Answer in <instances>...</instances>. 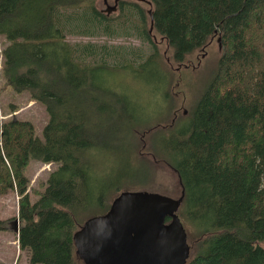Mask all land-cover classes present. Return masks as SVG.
<instances>
[{"label":"trees","instance_id":"16d2710c","mask_svg":"<svg viewBox=\"0 0 264 264\" xmlns=\"http://www.w3.org/2000/svg\"><path fill=\"white\" fill-rule=\"evenodd\" d=\"M102 3L0 0L5 82L49 114L42 135L29 119L0 117V194H19L20 248L31 264H84L74 232L138 187L136 163L150 144L184 190L186 264H264V0H118L111 14ZM91 34L147 45L68 38ZM215 40V71L195 93L183 70ZM137 80L161 87L166 115L184 105L188 113L139 126ZM187 92L197 95L191 108ZM31 159L57 165L41 188L26 174Z\"/></svg>","mask_w":264,"mask_h":264},{"label":"rangeland","instance_id":"374dc122","mask_svg":"<svg viewBox=\"0 0 264 264\" xmlns=\"http://www.w3.org/2000/svg\"><path fill=\"white\" fill-rule=\"evenodd\" d=\"M108 3L101 4L104 12H107V7L109 5H114V0H107ZM116 10L111 11L108 14L116 12ZM75 35L69 36L71 41L79 42H89L96 41L99 43L108 42L114 44H122L125 46H145L146 43H142L135 37H124L122 35L115 36H104V35ZM92 36V37H90ZM4 37L0 35V48H2V41ZM159 40V38H157ZM142 43V44H141ZM213 47V52L203 57L204 60L195 68H186L183 70V81L186 83H192L195 93L200 92L201 85L206 84L211 74L214 73V68L216 67L215 62L218 60L219 53L218 47L219 43L217 40L211 45ZM206 50V49H204ZM197 55H190V61H194ZM188 61V59H187ZM2 63L3 56L0 57V117L1 119H6L11 116H17L21 119L31 120L36 127V132L42 135V129L47 120L49 119V114L44 106L39 101L31 99L27 91L17 92L12 89V87L5 82L4 76L2 74ZM168 64V67H179L181 64L179 61L174 60V62ZM179 69V68H176ZM174 71V69H172ZM173 73V72H172ZM153 84L144 83L142 80L136 81V87H138V97L146 100V104L142 107L145 113L142 116H136V121L139 126H144L157 118H161L166 115L164 113V103L162 97L160 96L161 87H156L158 91L155 93L152 90ZM195 86H198L196 88ZM173 88L176 89L175 97H184L183 87L180 85H175L173 83ZM179 92V93H178ZM187 100L183 101L184 104L188 105L190 108L197 99V95L192 92H187ZM188 113V107L184 105V108L179 113H173L171 111L166 115V121L168 123L178 121L184 117V114ZM175 116V117H174ZM159 118V119H160ZM148 139V137H147ZM144 144L143 150H140L143 160L136 163V182L132 185H137L136 189L148 190L151 192H158L171 197H178L181 194L182 188L180 187L178 176L176 172L170 168L168 165L157 162L155 155L152 152H148L150 144ZM152 149V147H151ZM56 163H44L40 160L31 159L30 163L26 169V174L30 179V185L32 187L41 188V185L46 180L49 172L56 167ZM126 188L131 185H125ZM36 195L32 196L34 200ZM115 195L112 197V199ZM19 194L15 190H10L5 194H0V264H31L28 252L22 250L19 245L18 234L13 231L11 226L13 225L16 217L18 215L19 207ZM20 225V224H19Z\"/></svg>","mask_w":264,"mask_h":264},{"label":"water","instance_id":"95a60500","mask_svg":"<svg viewBox=\"0 0 264 264\" xmlns=\"http://www.w3.org/2000/svg\"><path fill=\"white\" fill-rule=\"evenodd\" d=\"M117 5L115 0L107 13ZM183 198L184 190L178 197L121 190L106 212L88 217L74 232L78 255L84 264H186L190 245L178 213ZM11 228L19 233L18 217Z\"/></svg>","mask_w":264,"mask_h":264},{"label":"bare ground","instance_id":"6f19581e","mask_svg":"<svg viewBox=\"0 0 264 264\" xmlns=\"http://www.w3.org/2000/svg\"><path fill=\"white\" fill-rule=\"evenodd\" d=\"M118 6V5H117Z\"/></svg>","mask_w":264,"mask_h":264}]
</instances>
